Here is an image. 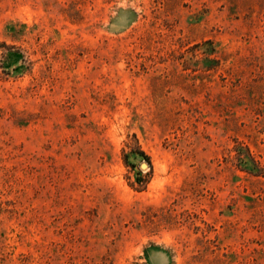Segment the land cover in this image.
Listing matches in <instances>:
<instances>
[{"label":"rangeland","instance_id":"374dc122","mask_svg":"<svg viewBox=\"0 0 264 264\" xmlns=\"http://www.w3.org/2000/svg\"><path fill=\"white\" fill-rule=\"evenodd\" d=\"M0 264H264V0H0Z\"/></svg>","mask_w":264,"mask_h":264},{"label":"trees","instance_id":"16d2710c","mask_svg":"<svg viewBox=\"0 0 264 264\" xmlns=\"http://www.w3.org/2000/svg\"><path fill=\"white\" fill-rule=\"evenodd\" d=\"M139 153H140V156L143 157V159H145L147 161V163H148L147 165L149 166L150 163H149V160H148L147 156H145L142 152H139Z\"/></svg>","mask_w":264,"mask_h":264}]
</instances>
